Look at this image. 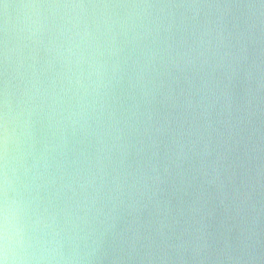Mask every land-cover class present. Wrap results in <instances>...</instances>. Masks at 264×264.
<instances>
[{"label":"clouds","instance_id":"9594fccd","mask_svg":"<svg viewBox=\"0 0 264 264\" xmlns=\"http://www.w3.org/2000/svg\"><path fill=\"white\" fill-rule=\"evenodd\" d=\"M0 264H264V0H0Z\"/></svg>","mask_w":264,"mask_h":264}]
</instances>
